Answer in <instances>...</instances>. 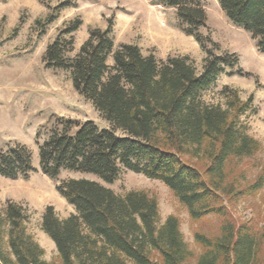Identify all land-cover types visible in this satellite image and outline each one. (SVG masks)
I'll return each instance as SVG.
<instances>
[{
	"label": "trees",
	"instance_id": "16d2710c",
	"mask_svg": "<svg viewBox=\"0 0 264 264\" xmlns=\"http://www.w3.org/2000/svg\"><path fill=\"white\" fill-rule=\"evenodd\" d=\"M153 1L173 9L179 29L205 53L200 73L188 57L157 60L144 56L134 44L115 47L110 29H89L71 56L80 20L63 27L44 51L45 68L66 72L75 92L91 103L107 126L53 116L36 133L44 175L56 180L65 170L95 178L61 181L56 191L74 213L59 219L52 206L46 207L41 230L53 242L59 264H185L191 253L176 217L160 222L157 202L147 193L120 196L103 185L114 183L125 169L163 183L191 220L210 215L220 220L216 236L194 234L202 250L196 264H264V226L252 219L236 222L225 206L264 186L262 176L240 187L227 175L234 160L259 151L240 121L248 102L228 87L221 91L223 104H207L200 96L238 60L218 54L217 45L201 34L207 17L199 0ZM217 2L264 55V0ZM53 18L50 15L47 23ZM33 172L31 153L24 145L0 150L1 177L27 179ZM27 219L22 205L0 203V264H48L27 232Z\"/></svg>",
	"mask_w": 264,
	"mask_h": 264
},
{
	"label": "rangeland",
	"instance_id": "374dc122",
	"mask_svg": "<svg viewBox=\"0 0 264 264\" xmlns=\"http://www.w3.org/2000/svg\"><path fill=\"white\" fill-rule=\"evenodd\" d=\"M199 1L207 17L201 34L217 45L218 54L228 53L238 60L235 68L226 69L200 94L201 100L210 105L223 104V88L236 90L240 100L248 102V111L240 121L259 144L255 155L234 160L228 167V179L242 187L258 176L264 177V55L246 31L227 19L217 0ZM50 15L54 20L47 23ZM74 20H80L81 26L74 34L71 56L87 39L89 29L97 28L110 29L115 47L134 44L144 56L153 55L157 60L188 57L197 73L205 57L199 44L179 29L175 11L153 0H0V150H8L14 143L24 145L35 169L27 179L0 176V203L4 206L10 200L23 206L28 217L27 232L43 250V260L48 264H59V260L53 242L41 230L45 208L52 206L59 219L74 213L56 186L64 180L95 178L65 170L56 180L44 175L38 164L35 135L53 116L80 123L91 121L99 128L107 126L91 103L75 92L69 75L49 70L43 62L46 47ZM107 63L111 65V59ZM103 185L120 196L129 191L147 193L157 202L160 222L168 216L176 217L191 253L185 264H196L202 252L194 240L195 233L207 237L218 234L217 217L191 220L186 208L160 181L121 169L114 183ZM225 206L236 222L252 219L259 227L264 226V186Z\"/></svg>",
	"mask_w": 264,
	"mask_h": 264
}]
</instances>
